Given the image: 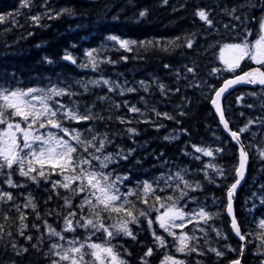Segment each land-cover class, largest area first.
Masks as SVG:
<instances>
[{
  "label": "snow or ice",
  "instance_id": "snow-or-ice-1",
  "mask_svg": "<svg viewBox=\"0 0 264 264\" xmlns=\"http://www.w3.org/2000/svg\"><path fill=\"white\" fill-rule=\"evenodd\" d=\"M169 2L160 0L158 6L167 7ZM257 6L262 14L249 16V9L255 10ZM125 7L135 9L131 20L134 26L143 24L151 11L148 6L138 7L130 2ZM184 7L186 5L173 8V12ZM215 8L219 10L220 20L214 19L213 7L195 8L192 15L201 23L200 31L143 40L108 31L103 37L105 46L111 44L112 48L126 53L141 49L183 53L197 48L203 41L206 46H201L197 56L211 55L212 60L205 65L203 74L199 73L195 60L183 65L182 72L178 68L174 73L176 87L165 85L156 76L151 77V83L140 80L129 86L127 80L118 83L103 75L69 82L61 74L55 79L43 77L42 81L46 82L24 87L15 71L0 74V246L6 252L10 250L15 257L27 255L29 248L19 243L23 239L46 264H130L132 253L124 244L114 241L131 240L142 249L137 264H151L152 258L160 253L163 255L158 264H202L212 256L217 260L227 259L225 249L231 254L238 252L228 264H244L247 246L253 242L248 237L261 239L264 235L246 231L234 208L238 189L247 182L249 165L256 159L261 167L254 180L259 182L252 185L243 210L251 213L258 229L264 230V212L257 219L253 211L264 209V0L258 5L255 0H243L239 7H220L218 0ZM74 14L73 7H56L53 0H18L16 8L0 13V23L11 25L4 29L7 35L13 30H22L25 25L47 27L46 21ZM121 14L117 12L112 19L119 21ZM20 16L24 17L25 24L16 19ZM33 34L28 32L27 36ZM0 47L7 49L12 45ZM35 47L41 45L37 43ZM107 50V47L85 49L77 64V58L65 49L59 59L82 69L90 67L93 72H99L103 64L116 65L128 59L125 55L118 61L108 56L101 58L100 53ZM40 63L51 65L54 61L43 56ZM163 68L172 71L170 64H164ZM181 82L186 89L198 91L203 101L210 104L216 127H209V131L217 146L192 143L191 150L180 149L188 164L163 159L164 153H157L154 158L161 163L153 166L156 174L150 175L147 170L137 172L138 177L148 178L133 181L132 169L123 170L120 164L133 157L137 147L125 150L118 146L109 152L116 133L98 131L97 126H107L106 121H112L113 109L126 108L132 117H141L135 119L136 124L150 125L158 132L163 127L160 123L163 119L176 124L179 135L190 137V129L184 127L183 120L191 102L189 99L185 105V97L181 96V103L169 113L160 112L155 104L149 107L145 96H140L137 102L144 105L143 110L128 100L114 103L111 96L118 93L123 98L125 93L138 95L141 90L151 96L152 89L156 88L160 96L167 99L180 95ZM249 85L253 86L252 90L237 95L235 104L251 112L257 110V104L243 101L259 100L260 114L245 117L244 112H240L236 119L244 123L236 127L228 118L234 111L232 104L225 105L224 100L238 87ZM90 86H103L107 91L91 102L82 103L80 98L92 95ZM74 87L77 90L74 91ZM97 103H106L108 107L97 112ZM115 120L128 125L125 132L135 145L140 132L131 126L133 119L117 115ZM84 123L89 126L83 128ZM217 130H221L222 135L217 136ZM175 138V135H166L163 140ZM228 146L232 152L225 159ZM139 147L143 149V145ZM205 157L211 159L205 161ZM140 163L138 159L137 167ZM193 163L198 166L192 168ZM41 183L46 185L44 204L54 198L58 202V208H50L43 214L33 193L24 192L33 185L39 189ZM206 185L215 186L221 196H205L201 200ZM189 204L194 207L189 209ZM26 210L34 214L31 226ZM51 218L55 226L49 223ZM218 219L227 223L229 234H223V230L215 226ZM26 232L37 234L26 235ZM141 233H147L150 242H141ZM213 233L217 238L216 246H212L210 239ZM232 236L238 238V249L227 243L221 249L219 242ZM254 254L264 257V247L258 245ZM193 257L198 258L193 260ZM259 264H264V258L259 259Z\"/></svg>",
  "mask_w": 264,
  "mask_h": 264
},
{
  "label": "trees",
  "instance_id": "trees-1",
  "mask_svg": "<svg viewBox=\"0 0 264 264\" xmlns=\"http://www.w3.org/2000/svg\"><path fill=\"white\" fill-rule=\"evenodd\" d=\"M39 2V0H38ZM132 3L140 6H148L150 8V15L147 20L140 26H134L131 23L133 18V12L135 9L131 7H125L127 3ZM218 0H170L167 7L158 6L160 0H53L56 7L62 5H68L75 9V14L71 16H65L63 19L54 20L47 22V27H30L25 25L22 30H13L5 34L4 29L11 27L10 24L0 23V45L9 44L12 47L5 49L0 47V74L5 72L11 73L15 71L17 75V80L22 83L24 87H30L35 85L38 81H42L43 77H51L55 79L57 74H61L62 78L68 79L69 82L79 79L81 77L97 78L103 75L105 78H110L111 80L122 83L124 80L129 82L131 86L134 82L140 80H148L151 83V77L156 76L165 85L176 87L175 84V71L179 68L181 72L183 71V65L191 64L195 60L199 64V73L203 74L205 71V65L210 63L212 60L211 55H199L201 46L204 42L201 41L197 48L191 51H175L165 53L160 50H139L131 53H126L123 50L117 51L112 48L111 44L104 45L103 37L108 34V31L114 34L120 35L121 33L127 34L128 37L132 39H152L159 37H173L181 35L185 32H196L200 31L201 23L192 15L197 6L204 7L208 5L214 8V19L220 20L219 10L215 8ZM243 0H219L220 7L227 5L232 7L239 5ZM262 0H255L258 5ZM18 0H0V13L8 12L16 8ZM180 5H186L182 10H178L175 13L173 8L179 9ZM117 12H122L119 21H114L112 16L116 15ZM33 14V13H28ZM249 16L259 17L262 11L257 8L255 10L249 9ZM20 24H25V19L23 16L16 18ZM223 22H227L225 18ZM28 32H33L32 36H27ZM203 33H201L202 35ZM39 43L41 47L37 48L35 45ZM75 44L76 47L72 48L71 45ZM107 47V51L101 52V58L104 56L110 57L112 60H119L121 55L128 57L126 61L117 63L116 65L103 64L100 66L99 72H93L89 68H79L71 65L70 62L61 61L59 58L64 55V50L67 49L75 58H77V64L80 62V58L83 57V52L88 48H101ZM217 49V55H218ZM48 56L53 59L54 63L51 65L40 63L41 57ZM182 56L187 57L183 59ZM142 57V59L140 58ZM219 64V61H216ZM251 63V62H249ZM164 64H170L172 66V71H166L163 68ZM121 74V75H118ZM46 82V81H42ZM180 95L170 96L167 99L160 96L156 88L152 89L153 95L149 96L142 90L139 94H128L125 93L123 98L119 94H113L111 100L114 103H123V100H128L131 103H136L138 107L142 110L144 105L142 103H137L140 96H145L149 100V107L155 104L160 112H173L176 105L181 103V96L185 97L184 104L187 105L190 99L191 106L187 108V116L183 120L185 128L190 129L189 136H181L177 132V125L171 121L161 119L160 123L163 125L160 131H156L150 125L136 124L135 119H141V117H132V114L127 113L126 108H121L119 110H112V121L105 124H100L97 126L98 131H107L109 133H116L114 137V143L108 147V151L112 152L116 147H122L125 150L131 147H137L136 154L131 157L127 162H121L120 168L123 170L132 169L133 175L132 179H146L145 176H137V172L149 171L150 175H155L156 172L152 171L154 165H158L161 161L156 160L154 157L157 153H164L163 159H175L181 161L183 164H188L187 158L181 156L180 149L187 148L191 150L192 143H201L203 146L208 147L217 146L212 139V133L209 131V127H216V118L210 112V104H206L203 101L201 94L198 91H193L192 89H186L184 83L181 82L179 85ZM92 95H85L81 99V102H91L95 96H103L107 91L106 88L101 86L100 88H95L90 86ZM253 86H243L238 87L235 91L228 95L227 99L224 100V104H232L233 112L230 113L229 119L233 121V125L238 127L244 123V120L237 121V117L240 112H244L245 117L257 116L259 115V104L260 101H253L252 99H246L243 101L244 104L253 103L257 104V110L249 112L246 108L240 107L235 104V97L241 92L251 91ZM73 90H77L75 87ZM67 103V100H64ZM108 107L105 103L101 105L97 103L96 111L100 112L101 108ZM107 116V113H104ZM127 116L133 119V124L131 126L137 127L140 135L136 137V144L128 139L125 128L128 125H122L115 120V116ZM89 125L87 123L83 124V128H87ZM255 131V129H253ZM166 135H175V139L171 141L163 140ZM217 136L222 135L221 130H217ZM225 138L226 137V134ZM112 139L113 137H109ZM140 145H143V149H140ZM231 146L227 147L225 153V159L231 155ZM140 160V166L137 167L136 161ZM205 161H209L211 158H204ZM222 163L223 161H216ZM198 165L193 163L192 168H196ZM261 167V164L253 159L252 163L249 165L248 169V180L243 184L242 187L238 189V195L234 201V208L238 219L245 226L246 231H251L252 233H264V230L258 229L253 222V217L251 213H246L243 210L244 202L247 196L250 194L252 185L258 183L259 180H254L259 174L257 170ZM55 178V177H54ZM45 184L41 183L39 189L33 185L31 188H26L25 193L31 191L33 195L37 198L39 211L41 214L45 213L50 208H58V202L55 198L49 203L44 204L47 194L44 192ZM63 193V190H61ZM212 195L216 197L221 196L220 190L216 189L213 185H206V191L200 195V199L203 200L205 196L211 198ZM249 208H251V202H249ZM189 209L193 208L194 205L189 204ZM215 211V209H212ZM30 219L28 221L29 226H31L32 218L34 214L30 210ZM257 219L261 217L264 209L257 211L253 209ZM49 223H54V218L49 219ZM216 227L223 230V234H229L227 230V223L222 219L216 221ZM139 231V230H137ZM27 234L36 235L35 232H26ZM212 241V246H216L217 238L215 234H211L210 237ZM248 239L253 240L251 244L247 246V251L243 257L244 264H259V259L264 257H258L254 254L257 246L260 245L264 247V235L261 239H253L251 236ZM139 240L144 243H148L151 237L147 233H141ZM238 239L232 236L227 241L221 240L219 246L221 249L224 248V244H230L233 248L238 249ZM21 245L29 248L27 255L21 257H15L13 253L5 251L2 246H0V264H46L41 256H38L36 252L31 250V245L27 244L23 239L19 240ZM35 243V241H33ZM114 243L124 244L132 256L130 258V264H137L138 258L142 253V249L139 243L128 240L114 241ZM47 247V244H45ZM238 254V252L236 253ZM236 254L228 253L225 249V255L227 259L217 260L215 256L202 261V264H228V261L233 259ZM163 253L152 258L151 264H158V260ZM198 257H193V260Z\"/></svg>",
  "mask_w": 264,
  "mask_h": 264
},
{
  "label": "water",
  "instance_id": "water-1",
  "mask_svg": "<svg viewBox=\"0 0 264 264\" xmlns=\"http://www.w3.org/2000/svg\"><path fill=\"white\" fill-rule=\"evenodd\" d=\"M236 238V237H235ZM236 239H238V238H236Z\"/></svg>",
  "mask_w": 264,
  "mask_h": 264
}]
</instances>
